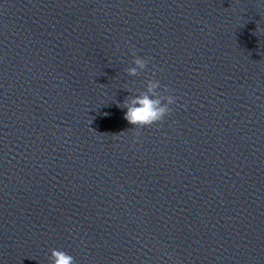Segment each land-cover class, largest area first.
I'll list each match as a JSON object with an SVG mask.
<instances>
[{
    "label": "clouds",
    "instance_id": "1",
    "mask_svg": "<svg viewBox=\"0 0 264 264\" xmlns=\"http://www.w3.org/2000/svg\"><path fill=\"white\" fill-rule=\"evenodd\" d=\"M134 57L132 63L134 66L128 67L126 72L129 76H138L144 72L150 60L137 55L135 48L131 49ZM153 76H155V66H153ZM159 80L149 79L146 82L144 91H139L137 95H130L125 98L121 108H126L127 111L124 114V119L134 126L136 134L139 135V130L152 127L153 125H159L164 121L165 117L170 115L172 109L171 105L177 102V98L168 93L167 86H163ZM130 92V89H126ZM118 136V135H116ZM50 264H76L75 258L63 250L52 249L50 254Z\"/></svg>",
    "mask_w": 264,
    "mask_h": 264
}]
</instances>
